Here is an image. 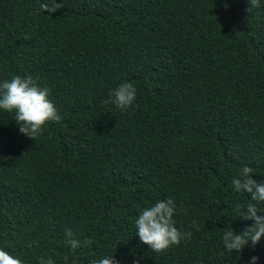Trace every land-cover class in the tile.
I'll list each match as a JSON object with an SVG mask.
<instances>
[{"label": "trees", "instance_id": "16d2710c", "mask_svg": "<svg viewBox=\"0 0 264 264\" xmlns=\"http://www.w3.org/2000/svg\"><path fill=\"white\" fill-rule=\"evenodd\" d=\"M45 2L0 0V83L31 75L61 116L33 141L0 110V249L24 264H264V238L240 254L222 242L252 223L232 179L264 180V0ZM122 82L137 89L123 112L106 103ZM169 197L192 237L160 254L135 221ZM65 228L92 244L73 254Z\"/></svg>", "mask_w": 264, "mask_h": 264}, {"label": "clouds", "instance_id": "9594fccd", "mask_svg": "<svg viewBox=\"0 0 264 264\" xmlns=\"http://www.w3.org/2000/svg\"><path fill=\"white\" fill-rule=\"evenodd\" d=\"M250 7L259 8L260 0H248ZM63 7V3L50 0L40 4L42 12L55 13ZM137 89L131 82H122L115 90L110 92L109 100L120 111H126L136 99ZM49 89L41 88L31 75L13 76L10 81L0 83V110L12 113L14 121L19 126V132L31 140L43 134L49 122H60L54 104L49 100ZM253 168L243 166L239 175L232 179V187L236 193H247L251 202L246 208L237 206L235 211L242 221H252L242 231H235L231 226L223 229V248L226 252L240 254L246 246L253 249L264 238V180L257 181L252 178ZM177 205L173 198L156 201L152 206L146 207L135 221L136 235L142 244L156 253L164 254L173 246H179L182 241L191 240V231H181L176 225L174 216ZM190 227L199 230L198 221L192 220ZM64 236L70 251L75 254L78 250L92 244L90 238L79 239L72 229L65 228ZM238 258V256H237ZM259 257L252 256L248 264H257ZM64 264H70L69 257H63ZM0 264H24L20 257L13 256L0 249ZM37 264H56L52 256H41ZM91 264H118L111 256L100 260H93Z\"/></svg>", "mask_w": 264, "mask_h": 264}]
</instances>
